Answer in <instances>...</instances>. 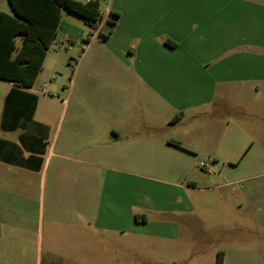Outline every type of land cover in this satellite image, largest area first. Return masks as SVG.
Here are the masks:
<instances>
[{"label": "rangeland", "instance_id": "rangeland-1", "mask_svg": "<svg viewBox=\"0 0 264 264\" xmlns=\"http://www.w3.org/2000/svg\"><path fill=\"white\" fill-rule=\"evenodd\" d=\"M114 3L119 0H99L100 11ZM165 4L171 7L169 35L179 44L166 85L159 90L158 69L149 67L144 45L136 49L138 67L131 78L132 95H140L138 116L134 113L139 127L133 135L156 140L154 162L148 170L138 165L133 171L140 175L118 183L113 210H101L98 229L86 236L87 247L83 229L63 227L52 216V211L63 216L66 212L68 198L56 194L55 185L67 179L38 172L49 154V143L44 141L39 169L33 170L38 173L21 170V177H4L6 168L0 164V241L28 238L44 253L53 250L70 257L73 251L68 248L73 245L77 264H218L219 253H262L264 0H166ZM146 22L143 27L151 23ZM98 28L91 30L83 19L62 11L58 33L69 37L70 32L73 43L58 35L47 51L28 90L37 99L34 122L58 130L70 107L69 95H128L124 78L111 87L107 78L116 77L119 70L123 73L132 60L119 51L120 38L101 39L108 34V23L101 31ZM16 45L21 46L19 37ZM12 87L0 80V121L3 94ZM159 92L167 95L166 108L156 104L155 112L146 116L143 97ZM210 95L219 96L213 97V104L219 100L204 110L176 108L197 105ZM227 95H237L235 103L242 111L223 105ZM17 134L0 128V140L16 142ZM166 140L179 147L171 145L161 157L158 148ZM68 237H75L76 243H69Z\"/></svg>", "mask_w": 264, "mask_h": 264}, {"label": "crops", "instance_id": "crops-1", "mask_svg": "<svg viewBox=\"0 0 264 264\" xmlns=\"http://www.w3.org/2000/svg\"><path fill=\"white\" fill-rule=\"evenodd\" d=\"M77 1L86 3L90 0ZM165 1L119 0L118 4L114 3L110 8H105L110 13L118 15L115 26L106 40H110L113 36L120 38L119 51L128 53L132 60L131 65L124 69L123 73H119V70L116 77L107 78V87L113 86L117 80L121 81L122 77L129 89L128 95H69L70 100L67 106L70 107L58 130L55 129L52 132L45 124L34 122L33 115L31 121L27 122L25 130L20 127L13 131H6L18 133L16 142L0 140L14 145L19 151V159H27L31 155L19 145L21 135L31 133L42 140L44 144L48 141L47 164L42 165V171L40 169L38 172L45 176L49 173V177H55V180L61 177L67 179L66 183L55 185V193L68 198L65 204L66 212L63 216L52 211V216L54 214L63 223V227L83 229L82 242L87 247L90 246V241L86 239V236H90L93 231L98 229L101 210L103 213L113 210L112 203L119 189L118 183L124 181L123 177L132 178L140 175L133 171L140 164L148 170L149 165L154 162L156 157L157 142L154 138L150 136L137 138L133 135L139 127L134 120V113L138 116L140 95H132L134 87L131 78L135 73V68L138 67V61L134 62L136 49L144 45L146 53H148L146 61H148L149 67L158 69L156 75L162 83L159 90L166 85L170 60L179 44L169 35L171 7H166ZM9 10L7 0H0V12L10 13ZM148 20L151 23L147 27H143ZM67 33L70 38L64 33H58L57 36L61 35L63 42L73 43L70 32ZM147 36L152 39L146 41ZM131 43L134 45L133 48L129 46ZM123 66L124 64H122ZM127 73L129 76H124ZM136 75L138 77V73ZM113 79L115 80L113 81ZM10 89L8 88L3 94V102ZM24 90L29 92V89ZM203 96L201 95V97ZM214 96L219 97L210 95L209 100H202L197 105L182 104L177 105L176 108L185 111L196 106V109L204 110L213 104ZM236 96L227 95L223 105H226L227 108L236 106L238 111H242L243 107L237 106L235 103ZM166 98L167 95H160V92L159 95L144 96L143 110L146 116H151L155 112L153 109L156 104L165 109ZM218 100L219 98L215 100V103ZM172 109L169 108L170 111ZM65 118L66 122H64ZM231 125L230 121L226 122L228 130ZM168 140L165 141L166 144L158 148L161 157L172 148ZM174 148L176 149V147ZM6 149H3L5 155ZM0 164L6 168L4 177H21L24 175L21 170L34 172L15 163L8 164L0 161ZM261 224L264 225V222ZM67 240L69 243H76L75 237H68ZM0 244L3 245V251L0 252V264H77L73 245L68 248L73 251L70 257L69 253H57L53 250L44 253L41 246L36 244L34 247L33 242L23 237H5L0 241ZM261 249L262 253L244 251L219 253L221 254L220 264H264V248ZM85 259L84 254L83 262Z\"/></svg>", "mask_w": 264, "mask_h": 264}, {"label": "trees", "instance_id": "trees-1", "mask_svg": "<svg viewBox=\"0 0 264 264\" xmlns=\"http://www.w3.org/2000/svg\"><path fill=\"white\" fill-rule=\"evenodd\" d=\"M10 13L0 12V80L10 82L13 87L3 102L2 131L16 128L26 129L36 108V96L25 91L31 89L41 72L47 51L57 37L62 11L81 18L91 30H95L100 20L99 0L86 3L77 0H7ZM118 15L110 13L106 23L110 25L107 39L111 34ZM21 39L17 48L16 39ZM175 121H171L174 123ZM38 126V125H36ZM21 146L31 155L19 159L18 149L9 143L0 141V161L18 164L29 170H38L43 154L44 143L34 135H21ZM169 144L179 147L178 142ZM7 148L6 155L3 149ZM221 254L218 255V264Z\"/></svg>", "mask_w": 264, "mask_h": 264}, {"label": "built area", "instance_id": "built-area-1", "mask_svg": "<svg viewBox=\"0 0 264 264\" xmlns=\"http://www.w3.org/2000/svg\"><path fill=\"white\" fill-rule=\"evenodd\" d=\"M100 16H101L100 17V23L97 26V28L99 27L97 31H101L103 25L106 24L107 20L109 19V16H110L109 10L108 9H104L103 11H100Z\"/></svg>", "mask_w": 264, "mask_h": 264}]
</instances>
